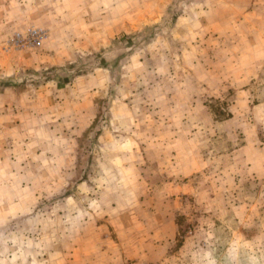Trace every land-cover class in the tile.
I'll use <instances>...</instances> for the list:
<instances>
[{
  "label": "rangeland",
  "instance_id": "obj_1",
  "mask_svg": "<svg viewBox=\"0 0 264 264\" xmlns=\"http://www.w3.org/2000/svg\"><path fill=\"white\" fill-rule=\"evenodd\" d=\"M0 264H264V0H0Z\"/></svg>",
  "mask_w": 264,
  "mask_h": 264
},
{
  "label": "crops",
  "instance_id": "obj_2",
  "mask_svg": "<svg viewBox=\"0 0 264 264\" xmlns=\"http://www.w3.org/2000/svg\"><path fill=\"white\" fill-rule=\"evenodd\" d=\"M85 1H88V0H85ZM144 245H142L141 247L138 246V245H133L132 248H127V252L126 253H129V251H131V253H133L135 255L143 256L144 257L145 256V255H143L144 250H142V247H143V249H145V246ZM125 246H126V244L123 247L125 248ZM131 253H129V254H131Z\"/></svg>",
  "mask_w": 264,
  "mask_h": 264
}]
</instances>
